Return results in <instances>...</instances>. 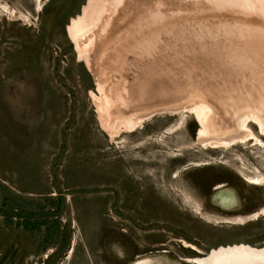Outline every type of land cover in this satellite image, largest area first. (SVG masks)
<instances>
[{
	"label": "rangeland",
	"instance_id": "obj_1",
	"mask_svg": "<svg viewBox=\"0 0 264 264\" xmlns=\"http://www.w3.org/2000/svg\"><path fill=\"white\" fill-rule=\"evenodd\" d=\"M91 1L0 0V264H193L183 258L220 245L264 247V210L203 218L264 207V182L240 176H264V147L251 135L205 146L185 110L211 98L222 138L244 99L264 111V25L241 24L260 19L254 3L124 0L77 50L68 28L88 22ZM221 182L237 194L232 214L206 201Z\"/></svg>",
	"mask_w": 264,
	"mask_h": 264
},
{
	"label": "bare ground",
	"instance_id": "obj_2",
	"mask_svg": "<svg viewBox=\"0 0 264 264\" xmlns=\"http://www.w3.org/2000/svg\"><path fill=\"white\" fill-rule=\"evenodd\" d=\"M247 1H250L252 3H254V5L250 8L249 10V13L250 14H253V15H256L258 18L260 19H257L256 21H254L253 18L252 20H246V18H244V21L241 23L243 24L244 26L246 27H249V26H254L256 25V23H258L259 26H263L264 25V0H247ZM124 0H103L102 3L98 4V6L94 3V1L92 0L90 2V5H89V12L90 14L87 15V18H88V22L86 21L85 24H80L81 26H78V25H74V26H69L68 28V35L71 39L72 42H74L75 44V48L77 50H80L81 47H80V42H82V40L80 38L83 37L84 33H86V31L89 30V26L91 27H95L97 22L101 19V15L102 13L104 12V10H106V8H109V6H112V10L114 9L113 7L115 6H118L120 5L121 3H123ZM232 2H235V0H232ZM104 3V5H103ZM122 8V7H121ZM232 8V7H231ZM239 8L241 9V11H247V5H242V2L239 6ZM230 10V9H229ZM234 10V9H233ZM232 10V12H233ZM236 12V11H235ZM245 12H241L240 14H244ZM248 12H246L245 14H249ZM230 14V13H229ZM235 15H238V14H230L228 17H234ZM112 18V17H111ZM103 19V18H102ZM256 19V18H255ZM109 20V19H108ZM110 21V20H109ZM201 21V20H200ZM203 21V20H202ZM207 21V20H206ZM210 21V20H209ZM219 21V20H218ZM249 21V22H248ZM213 22H215L213 20ZM108 23V22H107ZM253 23V24H252ZM263 24V25H262ZM106 27V26H105ZM103 27V28H105ZM93 29V28H91ZM263 31H264V26L261 28ZM135 31V30H134ZM140 31V30H139ZM89 32V31H88ZM137 32V30H136ZM254 32V31H253ZM87 34V33H86ZM94 36V35H93ZM131 37V36H130ZM245 38V37H244ZM139 40V39H137ZM169 40V39H168ZM245 40V39H244ZM122 42V41H121ZM120 42V43H121ZM151 42V41H150ZM239 42V41H238ZM91 43V42H90ZM83 45V44H82ZM130 45V44H129ZM229 45V44H228ZM84 46V45H83ZM143 48V47H142ZM113 53V52H112ZM117 53V52H116ZM80 55H84L83 52H81ZM113 55V54H112ZM87 55H84L82 56V58H84L85 60V64H87V66L90 68V69H93V64L90 62L89 58L86 57ZM120 56V55H119ZM124 59V58H123ZM129 60V59H127ZM137 63V62H136ZM129 64V63H127ZM237 65V64H236ZM245 66V65H244ZM247 68V67H246ZM93 69V72L96 73L95 70ZM237 70V69H236ZM239 71V70H238ZM244 72V71H243ZM252 72V70L250 71ZM254 73V71H253ZM98 75V74H97ZM250 75V74H249ZM256 77V75H255ZM241 78V77H240ZM132 78H129L125 83H130L132 85V88L135 87L134 91L135 92L134 94H139V96H141V98H143L145 101H144V105L146 104V101L149 99V96H148V93L149 91L147 90H140V89H144L145 86H136V83H134L135 81H131ZM250 79V78H249ZM248 80V78H247ZM211 81V80H210ZM238 82V80L236 81ZM126 85V84H125ZM239 86V85H237ZM126 87V86H125ZM212 87V86H211ZM235 87V86H234ZM242 86H240L241 88ZM137 88H140V89H137ZM158 89V87H156ZM154 88V89H156ZM128 89V88H127ZM153 89V88H151ZM150 89V90H151ZM156 89V90H157ZM162 90V88H160ZM204 89V88H203ZM216 89V88H215ZM247 89V88H246ZM118 90V89H117ZM214 90V89H213ZM237 90V89H236ZM240 90V89H239ZM155 91V90H154ZM215 91V90H214ZM157 92V91H156ZM162 91L158 92V94H161ZM216 92V91H215ZM123 94L125 92H122ZM132 93V92H131ZM130 93V94H131ZM249 93V92H248ZM119 94L117 91H116V94L117 95ZM123 94H122V97H123ZM126 94V93H125ZM124 94V95H125ZM133 94V95H134ZM137 94V95H138ZM245 95V94H244ZM126 96L128 97V93L126 94ZM227 96V99L230 98L228 95ZM113 97V96H112ZM130 97V96H129ZM128 97V98H129ZM133 98H135V96H132ZM137 97V96H136ZM218 97V96H217ZM225 97V96H224ZM138 98V97H137ZM140 98V97H139ZM118 100V99H117ZM121 100V99H120ZM134 100V99H133ZM211 100V98H210ZM210 100L206 101L205 103H207V105L209 106L208 108H205L204 104H201L199 102H196L194 103L193 105L189 106V107H186V111H188L189 113H192L195 120L197 121V123L199 124L200 128L198 129L197 131V138L199 139V141H201L203 143V145L205 146H209V147H212V148H216V147H226L228 145H232L233 143H236V142H242V141H245L246 137L248 135H251L254 137V140L261 146L264 147V142L262 140H260L259 138L255 137L254 136V133H252L250 131V129L247 127V124L248 123H253L257 126L258 128V132L261 134V136H264V116H263V110L261 107H259L258 105L256 104H253V100L250 99H247L243 101V103H248L249 105L246 107L248 111H245L244 113H241L239 114L238 116H242V117H239V119H233V122L231 123V128H229V131L230 130H233L236 131L237 130V133L234 134L233 136L231 137H225V138H222L224 136H216L215 134H213L214 132L211 131L210 128H212L213 130L216 131V133H219L221 132L222 134H224V131H226V129L224 128V126H227V125H224L223 128L221 127V129L219 128V126H214V127H210L208 128V124L210 121L209 117L211 115V113H213L217 108L216 106H214ZM213 100V99H212ZM136 101L134 100V103ZM134 103H133V106H134ZM130 104V103H129ZM125 105V104H124ZM144 105H139L138 106H144ZM243 106V105H242ZM245 106V105H244ZM127 107V106H125ZM250 107V108H249ZM259 108L258 111L255 113L252 111L255 110V108ZM211 110H210V109ZM249 108V109H248ZM212 111V112H211ZM244 111V110H243ZM243 114V115H242ZM130 116V115H129ZM137 117V116H136ZM214 117V116H213ZM130 118V117H128ZM138 118V117H137ZM142 119V118H141ZM140 119V120H141ZM209 119V120H208ZM128 121V120H127ZM126 121V122H127ZM133 122V119L131 120ZM135 121V119H134ZM123 122V121H122ZM136 122V121H135ZM133 122L132 124L128 125V122L125 124V126L128 128V129H132L133 128V124L135 123ZM230 121H226V123L229 124ZM138 123V122H136ZM135 123V124H136ZM110 124H113V123H110ZM214 124V123H212ZM221 124V123H220ZM233 124V125H232ZM124 127V125H123ZM225 129V130H224ZM134 130V129H133ZM212 132V133H211ZM227 134V133H226ZM231 135H232V132H231ZM253 139V138H252ZM242 176H244V178H246L247 182H250L252 184H260L262 181H264V176H262V174H259L258 177H250V176H247V175H243L241 174ZM224 193L223 192V189L219 190L217 192V197L218 196H222L221 193ZM231 196V195H229ZM218 203V201H217ZM219 205H221L222 207L224 208H228L230 206H228L229 204L228 203H218ZM197 207V206H196ZM187 260H189L190 262H193V263H196V264H264V249H255V248H252L250 246H244V245H228V246H222V247H216V248H212L210 250V252H208V254L204 257H193V258H187ZM134 264H151V262L149 261V259L147 258H142V259H138L135 261Z\"/></svg>",
	"mask_w": 264,
	"mask_h": 264
},
{
	"label": "flooded vegetation",
	"instance_id": "obj_3",
	"mask_svg": "<svg viewBox=\"0 0 264 264\" xmlns=\"http://www.w3.org/2000/svg\"><path fill=\"white\" fill-rule=\"evenodd\" d=\"M241 174V173H240ZM239 174V175H240ZM243 179H245L246 180V178H244V176H242V175H240ZM263 176V175H262ZM247 181V180H246ZM264 181H262L260 184H262ZM250 183V182H249ZM252 184V183H251ZM255 185H257V184H255ZM231 185H229L228 183H223L222 184V182L221 183H219V184H216V185H214V186H212V188H211V190L213 191V192H209V194H207V198H206V201L210 204V205H212V206H216V207H218L219 209H221L222 211H226L227 213H230V214H232V213H234L235 211H233V210H235L236 209V203H237V194H236V192H235V190L233 189V188H231V189H233L234 190V192L232 193V191H230L231 189ZM221 189H223V192L224 193H221L222 194V196L220 195V196H218V197H213V195H216V193L219 191V190H221ZM229 195H231V196H229ZM217 201H218V203H223V204H225V203H228L229 205L228 206H230V207H228V208H224V207H221L218 203H217ZM196 205H193V207H195ZM192 209V208H191ZM264 210V207H262V208H260V209H256L255 211H252L251 213H248V214H236V215H228V216H230V217H228V216H218V215H215V216H213V215H211L213 218H216L215 220H212V219H206L205 217H208L209 218V215H204L205 217H203L205 220H207V221H216L217 219L218 220H221V221H225V222H227V221H238V222H241V221H245V220H249V219H251V218H256L257 217V215L260 213V212H262ZM197 212H199V211H197ZM253 215L255 216V217H253ZM233 245H242V244H233ZM189 246V245H188ZM244 246H249V245H244ZM190 248H192V249H195L193 246H189ZM219 247H222L221 245L219 246ZM250 247H252V246H250ZM252 248H255V249H264V247H252ZM211 250V249H210ZM187 258H193V256L191 257H184L183 258V260H185L186 262H188V263H193V262H190L189 260H187ZM193 264H196V263H193Z\"/></svg>",
	"mask_w": 264,
	"mask_h": 264
},
{
	"label": "water",
	"instance_id": "obj_4",
	"mask_svg": "<svg viewBox=\"0 0 264 264\" xmlns=\"http://www.w3.org/2000/svg\"><path fill=\"white\" fill-rule=\"evenodd\" d=\"M230 191H232V190H230ZM232 193H233V191H232ZM214 196L217 197V193H216V195H213V197H214ZM220 206H221V205H220ZM221 207H222V206H221Z\"/></svg>",
	"mask_w": 264,
	"mask_h": 264
}]
</instances>
